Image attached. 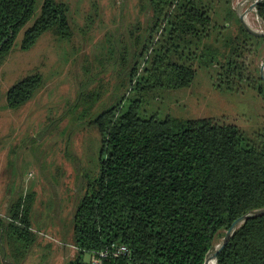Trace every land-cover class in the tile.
I'll return each instance as SVG.
<instances>
[{
	"label": "trees",
	"instance_id": "obj_1",
	"mask_svg": "<svg viewBox=\"0 0 264 264\" xmlns=\"http://www.w3.org/2000/svg\"><path fill=\"white\" fill-rule=\"evenodd\" d=\"M214 2L139 0L140 12L149 17L146 25L138 20L128 40L117 33L109 39L111 62L120 69L116 82L126 93L92 119L102 140L99 173L84 175L85 191L64 240L77 252L67 264H205L233 222L264 207V122L248 133L215 117H163L147 110L152 96L190 87L200 68L214 69L220 86L233 88L238 78L239 85L246 82L264 97L260 70H249L245 53L264 37L247 30L230 0H218L228 6V16L215 22ZM36 3L0 0V64ZM257 12L264 22V0ZM46 31L72 35L68 4L45 0L21 48L31 49ZM42 85L40 72L23 77L8 90L7 106L27 103ZM101 95L98 88L84 92L83 101L91 100L92 109ZM34 196L20 194L13 202L12 222L0 218L2 239L12 244L6 257L16 263L38 238L30 218ZM113 245H126L129 252L100 263L99 253ZM217 264H264V214L233 232Z\"/></svg>",
	"mask_w": 264,
	"mask_h": 264
},
{
	"label": "rangeland",
	"instance_id": "obj_2",
	"mask_svg": "<svg viewBox=\"0 0 264 264\" xmlns=\"http://www.w3.org/2000/svg\"><path fill=\"white\" fill-rule=\"evenodd\" d=\"M44 1L37 0L31 20L0 64V218L12 222L10 206L20 194L34 192L30 218L38 238L16 263L6 257L12 244L0 234V264H67L76 254L70 246L73 242L66 246L64 240L77 197L85 191L84 175L99 173L102 140L92 119L106 103L126 93L125 86L116 82L120 69L111 62L109 39L117 33L126 40L138 20L146 25L149 18L140 12L139 0H57L69 6L72 35L61 38L46 31L31 49L23 50L24 32L39 16ZM215 1L214 21L224 23L228 6ZM255 1L230 0V4L240 20L244 16L253 30L264 32ZM230 31L235 34L237 24ZM245 53L249 70L258 68L261 76L264 41L253 40ZM35 72L43 76L41 88L27 103L8 107V90ZM238 81L233 88L220 86L214 69L200 68L190 87L152 96L147 110L163 117H215L251 133L264 122V97ZM97 88L102 95L89 109L92 101H83V93ZM213 252L209 262L215 260Z\"/></svg>",
	"mask_w": 264,
	"mask_h": 264
},
{
	"label": "water",
	"instance_id": "obj_3",
	"mask_svg": "<svg viewBox=\"0 0 264 264\" xmlns=\"http://www.w3.org/2000/svg\"><path fill=\"white\" fill-rule=\"evenodd\" d=\"M263 0H256L253 4V7H257V5ZM241 20L244 24V26L247 28V30H249L251 33L258 35V36H264V32L262 31H257V30H253L244 20V16H241ZM261 77L264 80V63L262 65L261 68ZM264 214V207L263 208H259L256 210H253L247 214L242 215L241 217H239L235 222H233L232 226L227 230L226 235L223 239V242L220 243V245L216 248V251L213 252V258H215V260H217V256L219 251L224 247V245L226 244V242L228 241V239L232 236L233 232L241 225L243 224L247 219L251 218V217H255L258 215H263ZM209 263V256L205 261V264Z\"/></svg>",
	"mask_w": 264,
	"mask_h": 264
},
{
	"label": "built area",
	"instance_id": "obj_4",
	"mask_svg": "<svg viewBox=\"0 0 264 264\" xmlns=\"http://www.w3.org/2000/svg\"><path fill=\"white\" fill-rule=\"evenodd\" d=\"M129 252V249L126 245H113L112 249H107L106 251H102L99 257V262L102 263L103 259L109 257V255L119 256L121 254H127Z\"/></svg>",
	"mask_w": 264,
	"mask_h": 264
},
{
	"label": "crops",
	"instance_id": "obj_5",
	"mask_svg": "<svg viewBox=\"0 0 264 264\" xmlns=\"http://www.w3.org/2000/svg\"><path fill=\"white\" fill-rule=\"evenodd\" d=\"M64 245H66L67 246V243H65L64 242ZM73 249H74V251H76L77 252V249H76V247L73 245V243L70 245ZM65 246H63V248H64ZM75 256V255H74Z\"/></svg>",
	"mask_w": 264,
	"mask_h": 264
},
{
	"label": "bare ground",
	"instance_id": "obj_6",
	"mask_svg": "<svg viewBox=\"0 0 264 264\" xmlns=\"http://www.w3.org/2000/svg\"><path fill=\"white\" fill-rule=\"evenodd\" d=\"M245 15V14H244ZM248 16V15H247ZM246 16V17H247ZM208 264H216V261L215 260H212V261H210Z\"/></svg>",
	"mask_w": 264,
	"mask_h": 264
}]
</instances>
